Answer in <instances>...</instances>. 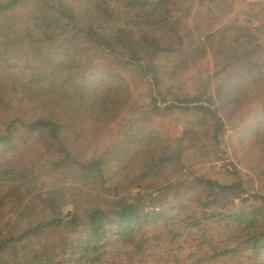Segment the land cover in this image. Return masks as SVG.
<instances>
[{"label":"trees","instance_id":"trees-1","mask_svg":"<svg viewBox=\"0 0 264 264\" xmlns=\"http://www.w3.org/2000/svg\"><path fill=\"white\" fill-rule=\"evenodd\" d=\"M181 240L264 264V0H0V264H180Z\"/></svg>","mask_w":264,"mask_h":264},{"label":"rangeland","instance_id":"rangeland-1","mask_svg":"<svg viewBox=\"0 0 264 264\" xmlns=\"http://www.w3.org/2000/svg\"><path fill=\"white\" fill-rule=\"evenodd\" d=\"M58 39L61 40L63 48H71L72 46L76 45V39L74 37H70L69 35H60ZM112 65H114V67H116V68H120L119 66H117L115 64H112ZM134 70L132 71V73L134 72ZM141 84H142V81L137 84L138 87L135 91V95L137 96V94H138L135 106L137 104H143L144 101L139 99V98L142 94L147 92V89L144 88V86ZM212 158H213V160H215L214 157H212ZM185 166H188V165L187 164H181L180 165L181 177L187 178V177H193V176H196L199 174L198 169L193 168V167H190L189 169H185L186 168ZM219 166H221V163H216V164L209 165V166L205 165L203 167L204 170L202 171V176H205V177L206 176H216V169ZM244 176L246 178L247 183L248 184L250 183V186L253 188L254 186L252 185V182H253L252 180H254L255 177L252 176L251 172L246 171V170L244 171ZM255 185H257V181H256ZM258 188H260V186ZM179 246H181V249L176 253V259H179L180 264H192L194 260L190 259L189 255L191 252H193L195 249H197L196 244L195 243H189L188 244L186 241L181 240L179 242ZM174 260H175V257H174Z\"/></svg>","mask_w":264,"mask_h":264}]
</instances>
